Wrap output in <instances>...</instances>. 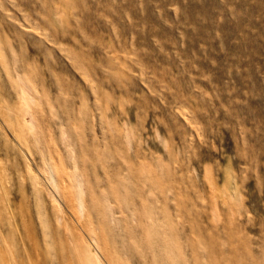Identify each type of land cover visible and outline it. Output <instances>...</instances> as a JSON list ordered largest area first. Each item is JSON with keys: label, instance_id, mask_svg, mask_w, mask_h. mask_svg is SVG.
I'll use <instances>...</instances> for the list:
<instances>
[{"label": "rangeland", "instance_id": "obj_1", "mask_svg": "<svg viewBox=\"0 0 264 264\" xmlns=\"http://www.w3.org/2000/svg\"><path fill=\"white\" fill-rule=\"evenodd\" d=\"M0 111V211L54 264L83 228L26 163L118 264H264V0H0Z\"/></svg>", "mask_w": 264, "mask_h": 264}, {"label": "bare ground", "instance_id": "obj_2", "mask_svg": "<svg viewBox=\"0 0 264 264\" xmlns=\"http://www.w3.org/2000/svg\"><path fill=\"white\" fill-rule=\"evenodd\" d=\"M0 116L3 119V125L13 138L18 148L23 153H27L26 137L21 127L15 126V120L7 121L5 115L0 111ZM27 172L33 185H42L47 199L52 203L53 209L62 210L63 207L68 211L69 215L82 226L84 237L78 233V248L86 255L87 262L90 264H118L111 257L108 250L97 238V235L91 225L88 216H83L85 204L81 195L82 189L79 181H76L75 188L71 186L70 180L66 177L63 171H58L56 168L46 166L41 172H32L29 164ZM51 183L56 194L60 199V203L56 200L54 193L46 187V183ZM1 192L5 193V189ZM7 206L4 208L5 214L0 211V264H54L55 261L49 257L48 248L40 246L37 242L31 240L29 235L24 231L15 229V206H12L7 201ZM15 239L18 240L17 255H15ZM63 249L57 248L55 251L57 264H64ZM102 256L107 258L104 262ZM80 257V256H79ZM84 264L83 258H78V264Z\"/></svg>", "mask_w": 264, "mask_h": 264}]
</instances>
